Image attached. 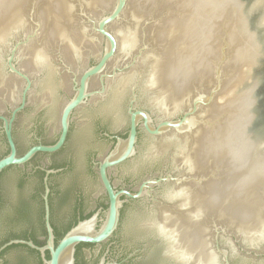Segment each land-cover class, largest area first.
I'll return each instance as SVG.
<instances>
[{
    "label": "water",
    "instance_id": "obj_1",
    "mask_svg": "<svg viewBox=\"0 0 264 264\" xmlns=\"http://www.w3.org/2000/svg\"><path fill=\"white\" fill-rule=\"evenodd\" d=\"M27 94L15 123L21 147L37 120L45 141L58 126L59 135L18 154L12 126ZM75 108L69 143L38 158L74 162L85 210L105 201L101 186L107 204L55 242L47 178L56 170L46 169L45 243L14 238L0 251L26 244L43 264H74L76 244L102 242L116 229L121 196L148 188L150 199L124 207L110 243L117 253L132 244L126 221L138 219L156 223L161 254L178 264H264V0H0V219L17 192L19 171L9 166L59 150ZM103 129L120 135L111 148ZM92 154L101 186L88 172ZM165 164V176L134 193L115 190L108 176L118 165L113 183L135 186ZM148 184H156L151 196ZM17 253L32 260L20 247L5 257Z\"/></svg>",
    "mask_w": 264,
    "mask_h": 264
},
{
    "label": "flooded vegetation",
    "instance_id": "obj_2",
    "mask_svg": "<svg viewBox=\"0 0 264 264\" xmlns=\"http://www.w3.org/2000/svg\"><path fill=\"white\" fill-rule=\"evenodd\" d=\"M73 85L74 84L71 80L70 89L72 90V93L70 96H72L74 94ZM95 89H97V88H91V89H89V87L87 88V90H89V91L95 90ZM68 98H67V100H68ZM27 106H28V94H27V98H26V104H25L24 108L17 113V115L13 121V126H12V136H13L18 154H22L25 150H27L33 144H37V143L52 144L57 140L58 135H59V126H58V132H57L55 139L52 142L45 141L43 138H41V132L42 131L40 130L42 128L43 124L37 120L35 123V126H33L34 132L28 135V143L24 148H22L20 145L18 136H17L15 123H16L18 114L21 111H23ZM79 107H77V108H79ZM77 108H75L71 113L70 125H69V130L67 133L66 141L59 150L52 152V153L37 152L36 154H34V156L30 160H28L27 162H25L22 165H11V166H9V167L14 168V169L19 171L18 178H17L18 179L17 180L18 181L17 182V184H18L17 185V192H16L15 197H17V194L21 189L22 193H24V196L27 198H31L33 195L37 196V194H38L42 199V193H43V188H44L43 179L45 176V171H46V169L56 170L53 173H49L48 178H47V184L49 187L48 202H49V197L52 199V202H53V208L50 207V202H49L50 224L54 223V225L57 227L58 226L59 227H65L67 225H70V227H72L78 220L89 217L90 215H92L95 212V210L97 208L100 209V207H103L105 205V203L107 204V195H106L105 191L102 189L101 183L99 181L98 173H97V168H98L97 163L100 160V158L98 157L97 154H92V155L88 156V162H87L88 163V172L92 176L97 177L99 185L101 186V195H103L105 197V201H99L97 203V205L94 207L95 209H90V210H85V207H84L85 194L80 191V188L78 186V183H79L78 182V173L76 172L74 162H72L71 160H65V161H59V162L55 161V160L41 161L38 158L39 155L51 156V155L57 154L67 145V143H69V140H70L71 135H72L71 118H72L73 112ZM127 108H128V106H127ZM126 113H127V109H126ZM9 115H10V112H9ZM9 115H7V117ZM1 124H2V121H1ZM0 127H1V125H0ZM141 129H142L141 127H139L137 129V131H138L137 132V139H138V134H139ZM1 130H2V128H1ZM127 133H128V129H127ZM127 133H126V135H127ZM100 135L110 139V141L112 143H111L109 148H111L112 145L114 144L115 137L120 136V135H117L115 133H111L106 129H103L100 132ZM126 135H125V137H126ZM109 136H112V138H110ZM74 142H78V139H73L72 144ZM136 142H137V140H136ZM6 146H7V143H6ZM7 150H8V147H7ZM122 163H124V161L121 162L120 164H122ZM120 164H118V165H120ZM54 165H56V167H52ZM118 165L108 169V176L111 180V183H112L114 189L115 190H127V191H130L133 193L138 191L139 186L142 182H144L148 179L158 178L161 175L165 176L168 173L166 171L167 170V164H165L159 169L158 172H156V174L147 175L146 177H144L140 181H138L135 186L130 185L127 181L124 184L115 185L112 181V178L110 175V170L116 168ZM9 167H7V168H9ZM41 172L43 174H41ZM40 177H41V180H40ZM30 179L34 180L35 184H34L33 190L30 191L29 193H27L25 188H26ZM40 181H41V185H42V191L41 192L37 191V189L39 188V182ZM160 183H164V181L159 182V184ZM159 184L157 183V185H159ZM155 185L156 184H148V186L151 187V188H149L150 189L149 190L150 191L149 196L153 195V191H154L153 187ZM147 189L148 188H144L142 195L140 197H137V198H129L124 194L121 196V199H123L124 201H123L122 207L120 208L119 221H118V225H117L116 229L113 231V233L106 240H104L102 242H99V243L80 242V243L76 244L75 250H74V264H81L80 261H82V260H84L83 261L84 264H97L101 259H103L104 264L113 263V262H115L116 264H156V260L164 261L165 264H178L176 262V258L174 256H163L161 254V251H162V248L164 245V241H163V239L161 240L160 236L156 232V223H152L150 221H142V220L140 221L138 219L135 221H132V222H129L128 220L126 221V224L124 226V228H125L124 229V236H125V239L127 241V244L132 243L130 245V247H128L127 249L117 253V251L113 249V244H110L112 242L113 236L115 235V233L117 232V230L121 226L122 219L125 217L124 207L127 204L136 205V202H138V200L142 199L143 197L145 199H150V198H147V196H146L147 195L146 194ZM154 198L156 199L157 197L154 196ZM157 199H159V198H157ZM154 201L155 200L152 199V203ZM42 204H43V201H42ZM154 207H155V205H154ZM154 207L151 204V210H152L151 213H153L156 210V208L154 209ZM96 211H98V210H96ZM88 214H90V215H88ZM43 215H44V210H43ZM126 219H128L127 215H126ZM153 219H155V218H153ZM35 223H36V221H34L33 223L32 222H26V223H23L22 226L24 228L31 229L34 226H36ZM43 224H44V219H43ZM71 224H72V226H71ZM51 226H52V224H51ZM96 227H99V225H96ZM44 228H45V226H44ZM38 238L43 239V236H38ZM17 247H15V248H17ZM20 248H22L25 252L28 251L24 247H20ZM29 248H31V247H29ZM112 250L114 251L113 253H115V254L112 257H109L108 255H109V253L112 254ZM46 252L47 251H45V254H46ZM17 255H18V253L12 259H9V260L13 261ZM39 255H40V253H39ZM97 255H99L100 257H99V260L95 262V260L98 258ZM6 259L8 260V258H6L5 255L3 257H1L0 258V264H3ZM235 261L237 263L238 259H233L231 261V264H233V262H235Z\"/></svg>",
    "mask_w": 264,
    "mask_h": 264
},
{
    "label": "trees",
    "instance_id": "obj_3",
    "mask_svg": "<svg viewBox=\"0 0 264 264\" xmlns=\"http://www.w3.org/2000/svg\"><path fill=\"white\" fill-rule=\"evenodd\" d=\"M7 152L8 150H6L3 155H5ZM52 167H56V165ZM41 174L43 173L41 172ZM37 191H42L41 181L39 182V188L37 189ZM49 202L50 207L53 208V202L50 197ZM10 209L11 210H8V212L3 214L2 218L0 219V246L8 240L14 238L32 240L33 243H35L36 245H43L45 243L46 230L43 224V204L41 197L37 194V196L33 195L31 198H27L24 196V193H22L20 189ZM34 221H36V226L31 229L24 228L22 226L23 223H33ZM51 224L55 235V242H57L58 239L61 238V236L70 227V225H67L65 227H57L54 225V223ZM38 236H43V239H39ZM17 246L26 248L28 250V254L31 255L32 260H34L36 264H43L39 252L37 250L29 248L26 244L20 243L8 245L4 249H2L0 251V258L3 257L10 248ZM45 255L46 258L49 257L48 252H46ZM32 260L24 254H18L13 261L6 259L3 264H33Z\"/></svg>",
    "mask_w": 264,
    "mask_h": 264
}]
</instances>
